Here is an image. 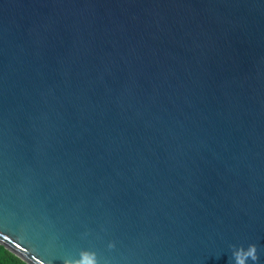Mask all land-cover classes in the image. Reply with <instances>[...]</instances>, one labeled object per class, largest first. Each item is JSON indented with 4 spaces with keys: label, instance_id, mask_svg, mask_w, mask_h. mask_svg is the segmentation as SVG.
Listing matches in <instances>:
<instances>
[{
    "label": "water",
    "instance_id": "95a60500",
    "mask_svg": "<svg viewBox=\"0 0 264 264\" xmlns=\"http://www.w3.org/2000/svg\"><path fill=\"white\" fill-rule=\"evenodd\" d=\"M252 243L264 264V0H0V244L232 264Z\"/></svg>",
    "mask_w": 264,
    "mask_h": 264
},
{
    "label": "clouds",
    "instance_id": "9594fccd",
    "mask_svg": "<svg viewBox=\"0 0 264 264\" xmlns=\"http://www.w3.org/2000/svg\"><path fill=\"white\" fill-rule=\"evenodd\" d=\"M232 247V264H248V261L251 260L253 264L258 261L257 245L255 243L249 244L247 248L243 245ZM85 264H95V255L94 253H84ZM69 264V262H65ZM79 264L81 262L79 261Z\"/></svg>",
    "mask_w": 264,
    "mask_h": 264
},
{
    "label": "trees",
    "instance_id": "16d2710c",
    "mask_svg": "<svg viewBox=\"0 0 264 264\" xmlns=\"http://www.w3.org/2000/svg\"><path fill=\"white\" fill-rule=\"evenodd\" d=\"M0 264H28L13 252L0 244Z\"/></svg>",
    "mask_w": 264,
    "mask_h": 264
}]
</instances>
